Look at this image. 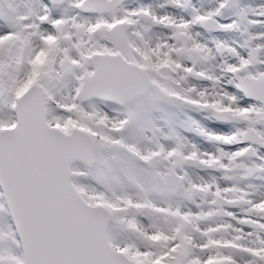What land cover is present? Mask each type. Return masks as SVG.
I'll return each instance as SVG.
<instances>
[{
	"label": "snow or ice",
	"instance_id": "1",
	"mask_svg": "<svg viewBox=\"0 0 264 264\" xmlns=\"http://www.w3.org/2000/svg\"><path fill=\"white\" fill-rule=\"evenodd\" d=\"M0 264H264V0H0Z\"/></svg>",
	"mask_w": 264,
	"mask_h": 264
}]
</instances>
